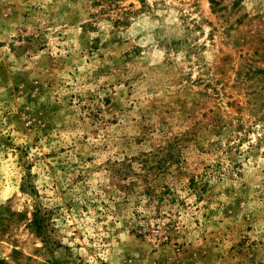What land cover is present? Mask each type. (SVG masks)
Listing matches in <instances>:
<instances>
[{"label": "rangeland", "instance_id": "374dc122", "mask_svg": "<svg viewBox=\"0 0 264 264\" xmlns=\"http://www.w3.org/2000/svg\"><path fill=\"white\" fill-rule=\"evenodd\" d=\"M0 264H264V0H0Z\"/></svg>", "mask_w": 264, "mask_h": 264}]
</instances>
